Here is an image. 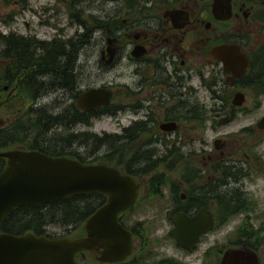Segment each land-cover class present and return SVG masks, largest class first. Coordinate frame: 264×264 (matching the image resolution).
<instances>
[{"label": "flooded vegetation", "instance_id": "flooded-vegetation-1", "mask_svg": "<svg viewBox=\"0 0 264 264\" xmlns=\"http://www.w3.org/2000/svg\"><path fill=\"white\" fill-rule=\"evenodd\" d=\"M62 1L68 17L49 1L24 16L30 1L18 0V13L0 18V151L134 176L136 202L118 217L130 251L109 259L99 244L76 262L221 264L240 250L264 264V0H124L121 13L89 20L86 0ZM92 88L108 102L80 107ZM106 119L117 127L95 128ZM145 204L146 222L132 212ZM174 214L209 225L174 224Z\"/></svg>", "mask_w": 264, "mask_h": 264}, {"label": "water", "instance_id": "water-1", "mask_svg": "<svg viewBox=\"0 0 264 264\" xmlns=\"http://www.w3.org/2000/svg\"><path fill=\"white\" fill-rule=\"evenodd\" d=\"M91 109L108 102L104 88H92L82 95ZM6 158L0 170V227L2 221L23 206L50 204L69 196L98 193L101 203L85 220V236L47 237L33 232L12 234L0 230V264H78L75 255L101 244L105 257L121 259L130 251L128 232L119 222V214L134 205L138 184L133 175L106 164H86L64 156L54 157L38 151H0ZM204 215L187 218L174 214V224L209 225ZM202 230V229H201ZM196 231V235L201 232ZM178 228L173 237L178 240ZM248 256H246V255ZM221 264H255L253 254L227 251Z\"/></svg>", "mask_w": 264, "mask_h": 264}, {"label": "trees", "instance_id": "trees-1", "mask_svg": "<svg viewBox=\"0 0 264 264\" xmlns=\"http://www.w3.org/2000/svg\"><path fill=\"white\" fill-rule=\"evenodd\" d=\"M4 145L0 140V149ZM2 163L3 159L0 158V169ZM105 198L102 194L92 193L69 196L50 204L23 206L2 221L0 230L12 234L33 232L48 237L71 236ZM52 227L59 228L61 232L58 235L50 233Z\"/></svg>", "mask_w": 264, "mask_h": 264}, {"label": "rangeland", "instance_id": "rangeland-1", "mask_svg": "<svg viewBox=\"0 0 264 264\" xmlns=\"http://www.w3.org/2000/svg\"><path fill=\"white\" fill-rule=\"evenodd\" d=\"M18 0H0V18L6 17V16H13L16 15L17 9L19 8V3L17 2ZM30 1V10L24 9V13H20L24 16H29L31 17L32 15H35L34 13H31V9H34L36 11H38L39 13H41L42 11H44L43 9L40 8V5H43L46 3V1H49L48 3L50 4V12L51 13H56L57 11L59 12L60 10V15L63 17H68L73 11V9L68 8L67 7V3H63L62 0H29ZM124 0H117L116 4L110 2V1H106L103 2L102 0H86L82 3V8H80L83 11V16L86 18V20H89L87 17L88 15H97L98 18L103 17L105 15V13H111L112 11H116L119 9V7H121V5L123 4ZM124 8V6L122 7V9ZM118 14L121 12H117ZM20 14L18 15V17H20ZM30 20L32 21V19L30 18ZM0 27H2V23L0 22ZM99 33H96L95 35V39L94 41H99ZM88 62L91 64L93 61L97 60V56L90 54L87 57ZM117 71L122 72L124 75L121 77V80H128V73H129V69L125 66L122 65L121 67H119L117 69ZM93 72H95V70L93 69ZM0 118H3L2 115V109H0ZM117 126L110 121L109 119H106L104 121H101V123L97 124L95 126L96 129H106L107 131H111L113 129H115ZM110 164H116L115 162H110ZM143 194H142V190H141V194L139 196L140 199H142ZM135 213V217L137 219L143 220L144 222H146V217H151V214L148 212L146 213V204L145 205H140L135 207V209L133 208V211ZM147 214V215H146ZM161 218V217H159ZM154 222V221H152ZM157 223H167V221H163L162 219H159L156 221ZM60 229L59 228H55L52 227L50 229V233L56 234L58 235L60 233ZM83 233V228H79L75 234H73L74 236H79L82 235Z\"/></svg>", "mask_w": 264, "mask_h": 264}]
</instances>
